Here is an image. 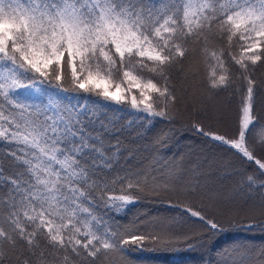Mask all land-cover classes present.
<instances>
[{"label":"snow or ice","instance_id":"6c2138e0","mask_svg":"<svg viewBox=\"0 0 264 264\" xmlns=\"http://www.w3.org/2000/svg\"><path fill=\"white\" fill-rule=\"evenodd\" d=\"M193 45L212 62L210 91L232 87L238 72L245 95L231 138L200 122L191 130L254 165L258 175L245 183L264 188V131L261 155L248 139L259 123L252 102L254 72L264 67V0H0V264H128V252L191 250L237 226L172 203L207 232L141 231L115 219L162 193L209 207L226 199L198 168L160 156L145 164L120 138L144 139L157 118L176 121L198 75L187 64ZM167 140L157 137L154 151ZM248 212L238 226L264 232V201ZM233 250L264 264V245Z\"/></svg>","mask_w":264,"mask_h":264},{"label":"trees","instance_id":"16d2710c","mask_svg":"<svg viewBox=\"0 0 264 264\" xmlns=\"http://www.w3.org/2000/svg\"><path fill=\"white\" fill-rule=\"evenodd\" d=\"M193 48V55L187 64L198 73L193 78L196 80L195 83L201 86L200 92L203 93L201 101L193 85L192 94L184 97L182 103L178 105L179 113L175 122L169 123L167 120L157 118L145 133L144 139L136 140L134 132L120 138L126 146L140 150L138 159H143L145 164L149 163L153 156H160L165 160H177L184 170L198 168L199 172L206 174L203 179L211 181L217 187L223 186L226 190V199L209 207L198 196L185 197L176 192L162 193L159 200L142 197L138 203L130 205L126 212L117 215L115 219L121 225H130L133 222L143 225L141 231L145 228L151 230L159 225L189 235L207 232L206 227L197 218L190 217L177 208L169 207V203H172L191 207L194 211H203L206 215L218 213L220 214L218 218L232 220L237 226L228 228L221 234L206 235L204 246L191 250L181 245L179 250L128 252L126 254L128 264H223L224 261H228V264H249L242 252L233 249L244 244L257 247L264 245V232L259 229L249 232L238 226L247 222L250 207L253 205L258 207L264 201V188L249 189L245 183L246 175L256 173L255 166L243 160L234 150L191 130L194 122H200L205 125L206 131L231 138L237 132L241 121L242 97L245 95L244 83L236 72L232 87L223 91H210L207 85L209 71L207 64L212 62L209 60L205 63L197 46L193 45ZM233 71L235 72V69ZM254 79L258 87L252 102V115L259 123L251 129L248 139L250 143L257 144V155H261L259 137L264 131V67L256 69ZM34 95L39 97L42 94L37 92ZM188 98L196 101L188 104ZM219 100L227 110L231 109V123L228 125L215 122L210 113L211 107L208 103L215 105ZM217 112L222 113L219 109ZM177 129L179 131H175ZM166 133L167 144L159 152H155L152 147L153 141Z\"/></svg>","mask_w":264,"mask_h":264},{"label":"rangeland","instance_id":"374dc122","mask_svg":"<svg viewBox=\"0 0 264 264\" xmlns=\"http://www.w3.org/2000/svg\"><path fill=\"white\" fill-rule=\"evenodd\" d=\"M195 79H192V84L196 87V95L197 97H199V101H201V98L203 97V93L200 92L201 90V86H199L198 84L195 83ZM196 101V100H195ZM193 100V98H188L187 99V103L188 104H193V102H195ZM221 100L217 101V103L214 104H210L208 103L209 107H211V115H213L214 121L218 122V123H222V124H230L231 123V109L227 110V108H225V106L222 104V102H220ZM219 109V111H222V113L217 112V110Z\"/></svg>","mask_w":264,"mask_h":264}]
</instances>
